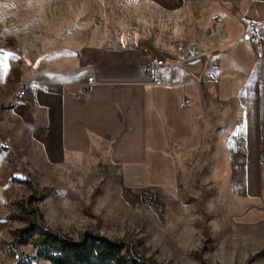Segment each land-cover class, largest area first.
Wrapping results in <instances>:
<instances>
[{
  "label": "crops",
  "instance_id": "obj_1",
  "mask_svg": "<svg viewBox=\"0 0 264 264\" xmlns=\"http://www.w3.org/2000/svg\"><path fill=\"white\" fill-rule=\"evenodd\" d=\"M134 1L149 12L136 38L60 42L33 60L2 65L4 80L15 79L0 96L3 219L19 179L9 168L13 148L24 152V163L27 156L54 167L103 151L138 184V173L174 174L179 157L215 141L230 166L234 199L264 203V0ZM249 24L258 46L247 38ZM150 55L164 61L160 86L147 74ZM20 87L23 99L11 104ZM8 241L0 239V264L15 263L1 244L11 234Z\"/></svg>",
  "mask_w": 264,
  "mask_h": 264
},
{
  "label": "rangeland",
  "instance_id": "obj_2",
  "mask_svg": "<svg viewBox=\"0 0 264 264\" xmlns=\"http://www.w3.org/2000/svg\"><path fill=\"white\" fill-rule=\"evenodd\" d=\"M137 3L0 0V51L33 60L60 42L106 44L109 39L115 45L119 38H136L142 31L138 20L149 17ZM4 64L0 96L15 80H4ZM214 143L206 152L179 157L174 174L138 173V184L131 180L134 174L110 166L103 151L54 167L33 164L27 156L24 163V152L13 148L9 168L35 190L15 183L12 198L33 197L46 226L75 241L87 233L106 237L149 264H264V203L234 199L230 166ZM6 211L3 219L0 209V239L9 242L13 229L24 224L7 219L16 210ZM28 253H34L32 247L19 251L14 264H27Z\"/></svg>",
  "mask_w": 264,
  "mask_h": 264
},
{
  "label": "trees",
  "instance_id": "obj_3",
  "mask_svg": "<svg viewBox=\"0 0 264 264\" xmlns=\"http://www.w3.org/2000/svg\"><path fill=\"white\" fill-rule=\"evenodd\" d=\"M14 182L35 190L29 180L15 179ZM33 202L34 198L29 197L21 202L14 200L10 204L17 214L9 215L7 219L24 224L11 232L10 243H2L15 263L20 257L18 248L30 246L34 254L27 258V264L39 261L50 264H149L137 257L124 243L88 233L80 241H75L46 226L40 210L32 206Z\"/></svg>",
  "mask_w": 264,
  "mask_h": 264
},
{
  "label": "built area",
  "instance_id": "obj_4",
  "mask_svg": "<svg viewBox=\"0 0 264 264\" xmlns=\"http://www.w3.org/2000/svg\"><path fill=\"white\" fill-rule=\"evenodd\" d=\"M247 38L251 42V44L258 46L260 42V35L253 24H249V31L247 33ZM142 53L144 55H149V50L147 48L142 49ZM257 56L260 57L261 54L257 53ZM164 65V61L157 58L154 55H150L147 58V74L150 79V83L153 86H160L163 84L161 80V66ZM87 83L94 84L93 77L87 79ZM21 99H23V88L20 87L14 94V96L10 99L11 104H17Z\"/></svg>",
  "mask_w": 264,
  "mask_h": 264
},
{
  "label": "snow or ice",
  "instance_id": "obj_5",
  "mask_svg": "<svg viewBox=\"0 0 264 264\" xmlns=\"http://www.w3.org/2000/svg\"><path fill=\"white\" fill-rule=\"evenodd\" d=\"M9 58L15 59L16 57L11 52L0 51V64H4ZM0 160H2V157H0Z\"/></svg>",
  "mask_w": 264,
  "mask_h": 264
}]
</instances>
